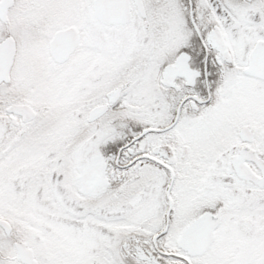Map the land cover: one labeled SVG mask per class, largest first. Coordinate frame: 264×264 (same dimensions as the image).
Returning a JSON list of instances; mask_svg holds the SVG:
<instances>
[{"label": "snow or ice", "instance_id": "snow-or-ice-1", "mask_svg": "<svg viewBox=\"0 0 264 264\" xmlns=\"http://www.w3.org/2000/svg\"><path fill=\"white\" fill-rule=\"evenodd\" d=\"M0 264H264V0H0Z\"/></svg>", "mask_w": 264, "mask_h": 264}]
</instances>
